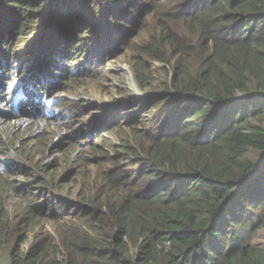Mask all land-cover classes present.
Listing matches in <instances>:
<instances>
[{
  "label": "trees",
  "instance_id": "16d2710c",
  "mask_svg": "<svg viewBox=\"0 0 264 264\" xmlns=\"http://www.w3.org/2000/svg\"><path fill=\"white\" fill-rule=\"evenodd\" d=\"M47 2L0 0V67L7 42L44 30L24 48L42 60L38 80L51 82L64 57L47 42L57 25L91 15L89 26L105 23L117 48L127 34L120 21L132 29L142 20L148 28L131 47V67L141 90L159 91L148 107L158 115L142 128L113 114L106 132L120 153L73 199L59 201L60 183L42 181L55 236L41 229L29 251L14 245L0 201V259L13 239L9 264H264V248L254 245L264 230V0ZM152 63L164 65L160 84ZM33 195L25 220L43 217Z\"/></svg>",
  "mask_w": 264,
  "mask_h": 264
},
{
  "label": "rangeland",
  "instance_id": "374dc122",
  "mask_svg": "<svg viewBox=\"0 0 264 264\" xmlns=\"http://www.w3.org/2000/svg\"><path fill=\"white\" fill-rule=\"evenodd\" d=\"M42 2L38 0V3ZM127 16L126 12L123 18ZM134 16L132 13L130 18ZM90 18L91 15L85 14L75 23L55 27L53 41L47 42L60 47L64 57L56 61L53 72L58 75L52 73L51 82L47 76L44 81L38 80L42 60L35 55H25L24 48L38 37L46 36L44 30L41 34H33L27 43L14 41L4 45L8 55L0 67V95H3L0 96V201L7 202L14 227L12 237L25 238L21 243L17 239L14 241V245L19 244L23 251L30 250L41 229L54 235V226L44 218L42 205L49 198H45L40 188L42 181L52 178L60 183L64 197L59 201H64L68 194H72L69 198L73 199L83 186L89 185L90 178L97 176L99 169H112L120 153L117 149L119 140L106 132L113 114L121 113L142 128L147 125V120L158 115L154 111L156 107L153 111L148 107L153 97L160 95L159 91L141 90L131 67L132 56H135L131 47L140 43L147 25L140 20L139 26L131 29L133 24L123 19L120 23L127 27L126 37L117 48H109L105 35L107 25L99 22V26L91 27ZM67 29H74L76 35L72 36ZM151 68L155 71L157 84L166 80L163 64L152 63ZM244 98L240 97L241 100ZM141 101L143 105H140ZM10 114L22 115V120L11 122ZM17 193L22 197L21 201L15 198ZM33 193L40 201L37 209L42 211L43 217L25 220L24 209L35 206ZM68 209L66 207V211ZM71 212L76 211L72 208ZM12 243L13 239L0 264H9ZM254 245L264 248V230L258 233Z\"/></svg>",
  "mask_w": 264,
  "mask_h": 264
},
{
  "label": "water",
  "instance_id": "95a60500",
  "mask_svg": "<svg viewBox=\"0 0 264 264\" xmlns=\"http://www.w3.org/2000/svg\"><path fill=\"white\" fill-rule=\"evenodd\" d=\"M245 98H246V97H245ZM245 98H244V99H245Z\"/></svg>",
  "mask_w": 264,
  "mask_h": 264
}]
</instances>
